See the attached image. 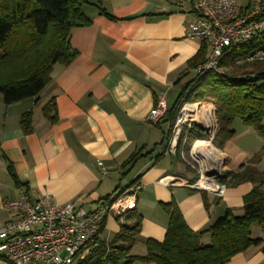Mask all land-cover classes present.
I'll return each instance as SVG.
<instances>
[{
    "label": "crops",
    "instance_id": "crops-1",
    "mask_svg": "<svg viewBox=\"0 0 264 264\" xmlns=\"http://www.w3.org/2000/svg\"><path fill=\"white\" fill-rule=\"evenodd\" d=\"M89 1L100 4L114 18L84 5L92 22L72 29L71 45L78 54L68 65H54L52 81L39 97L8 105L0 94V227L9 219L4 202L22 191L33 197L49 194L60 203L80 198L91 208L139 175L142 188L137 207L122 217L107 216L100 233V239L110 243L122 227L132 228L140 221L135 242L119 243L127 255L144 256L148 239H164L170 215L161 203L174 201L195 231L209 228L227 208L242 214L244 196L254 187L251 182L227 184L224 195L218 196L159 180L167 173L189 181L196 177L182 154L154 155L169 124L162 118L154 124L147 117L160 99L171 108L170 96L179 92L177 86L187 83L183 84L187 62L202 45L187 36L188 23L199 14L198 0ZM238 2L247 7L253 0ZM52 98L56 122L42 111ZM29 110L33 111V131L25 133L20 119ZM164 126L167 129L158 143L157 127ZM235 130L218 148L224 157V174L236 171L264 145L253 128ZM141 150L142 156L123 174V163ZM258 167L264 169V157ZM251 235L264 238V228L254 223ZM211 241V235L204 234L202 243ZM262 245L250 246L226 264H264ZM0 264L7 262L0 257ZM130 264L154 263L137 259Z\"/></svg>",
    "mask_w": 264,
    "mask_h": 264
},
{
    "label": "trees",
    "instance_id": "trees-1",
    "mask_svg": "<svg viewBox=\"0 0 264 264\" xmlns=\"http://www.w3.org/2000/svg\"><path fill=\"white\" fill-rule=\"evenodd\" d=\"M261 2L264 6V0ZM86 3L114 18L100 4L89 0H0V94L5 104L38 98L52 81L54 65H68L73 61L78 52L71 45L72 29L92 22L84 11ZM259 19L264 20V9ZM263 44L264 32L252 43L241 45L239 53L235 52L236 48L225 49L224 65H231L241 73L208 71L203 75L196 74L186 83L174 105L162 118L169 124L165 139L184 101L207 98L217 109L219 129L214 138L217 147L222 148L235 135L236 130L231 127L235 118H240L244 126L253 128L264 139V59L235 64L238 57ZM207 51V45L202 44L188 60L184 75L205 61ZM56 110L54 98L42 107L44 116L52 122L58 119ZM32 121V110L21 115L20 124L25 133L33 131ZM202 135L198 127L189 132L186 149ZM163 155L164 150L156 157ZM141 156L142 150L132 154L122 165L125 169L123 174L128 173ZM263 157L264 145L236 171L225 174L227 184H254L244 196L242 214L236 215L232 208H227L209 228L195 231L187 224L174 201L161 203L170 215L167 232L162 241L147 240L146 255H127L128 251L119 245L135 242L141 229L138 221L132 228L122 227L110 243L99 239L93 253L79 264H130L137 259L154 264H226L252 245L263 244L261 248L264 249V238L251 235L254 223L264 228V169L258 167ZM140 178L137 176L131 183L140 182ZM16 181L20 184L17 178ZM206 233L212 238L208 245L202 243Z\"/></svg>",
    "mask_w": 264,
    "mask_h": 264
},
{
    "label": "built area",
    "instance_id": "built-area-1",
    "mask_svg": "<svg viewBox=\"0 0 264 264\" xmlns=\"http://www.w3.org/2000/svg\"><path fill=\"white\" fill-rule=\"evenodd\" d=\"M264 6L261 0L243 7L238 0H198V16L188 23L187 36L207 45L203 63L193 71L203 75L208 71L232 73L231 65H224L225 49H235L259 39L264 32V20H260ZM264 59V44L238 57L235 64ZM207 108L206 115L214 118L213 126H207L198 118L199 111ZM168 110L166 100L160 99L150 111L147 120L157 123ZM198 127L203 135L193 142L189 160L185 156L188 134ZM217 109L212 101H184L171 126L169 136L163 142L165 153L176 154L182 144L184 161L196 172L189 181L175 173H167L159 180L166 185H186L223 196L227 189L225 174L218 161L202 159L194 153L200 139L214 142L217 133ZM103 164L102 161L99 162ZM221 166V167H220ZM141 182L129 183L121 190H114L88 208L77 198L60 203L53 196H31L22 191L18 197L4 202L9 219L0 227V257L7 264H79L86 260L98 246L100 233L107 216L122 217L137 207Z\"/></svg>",
    "mask_w": 264,
    "mask_h": 264
},
{
    "label": "rangeland",
    "instance_id": "rangeland-1",
    "mask_svg": "<svg viewBox=\"0 0 264 264\" xmlns=\"http://www.w3.org/2000/svg\"><path fill=\"white\" fill-rule=\"evenodd\" d=\"M242 51V47L241 46H239V47H236V49H235V52L236 53H239V52H241ZM227 66V65H226ZM230 71L232 72V73H241L240 71L238 72L237 70H235L234 69V67L233 66H231V69H230ZM196 76V73L194 72V71H192V72H190L186 77H185V79H184V81H183V84H184V82L186 83H188L191 79H193L194 77ZM177 88L179 89V92L177 93V94H175V96H173V95H171L170 96V98H171V100H170V102H169V105L170 106H173L174 105V103H175V101H176V99H177V97H178V95H179V93H180V91H181V84L179 85V86H177ZM204 100H208V101H210V99L209 98H207V99H202V101H204ZM216 106V105H215ZM207 109V108H206ZM205 109V110H206ZM204 109H201L200 110V112H199V115L201 114H204V111H205ZM199 119H201V120H204L203 118H200V117H198ZM217 120H218V115H217ZM205 121V120H204ZM241 126H244L243 125V123H242V120L240 119V118H235V120H234V122L232 123V125H231V127H233L234 129H237V130H239L240 129V127ZM158 128V131H159V133L161 134V138L158 140V143L161 141V139H162V136H163V134H164V131L167 129V127L166 126H164L163 128H160V127H157ZM218 129H219V122H218V128H217V131H218ZM155 141H157V140H155ZM214 143V142H213ZM214 145H215V143H214ZM183 145L181 144L180 145V147H179V149H178V152H177V154L178 153H180V154H182V150L184 149L183 147H182ZM192 146H193V144H191L190 145V147H189V149L187 150L186 148L188 147V142H187V144H186V148H185V156H186V158L187 159H189V160H192V158H191V156H190V152H191V148H192ZM216 146V145H215ZM217 147V146H216ZM162 148H163V144H158L157 145V148H156V150H155V154L154 155H156V154H158V153H160L161 152V150H162ZM217 148H219V147H217ZM220 149V148H219ZM184 160V159H183ZM223 165V164H222ZM221 165V166H222ZM220 166V167H221ZM224 166V165H223ZM221 167V169H223L224 167Z\"/></svg>",
    "mask_w": 264,
    "mask_h": 264
},
{
    "label": "bare ground",
    "instance_id": "bare-ground-1",
    "mask_svg": "<svg viewBox=\"0 0 264 264\" xmlns=\"http://www.w3.org/2000/svg\"><path fill=\"white\" fill-rule=\"evenodd\" d=\"M202 109H206V108H202ZM206 111H208V109H206L204 111V114H200L198 117L203 118L204 120H202L207 126H213L214 124V118L209 117L210 115H206ZM200 112V111H199ZM201 120V119H200ZM193 152L200 154L202 159H206V160H211V161H218L219 164L222 165V162L224 160L223 155L220 154V151L218 148L215 147V145L213 144L212 141L210 140H206V139H200L198 140L193 148Z\"/></svg>",
    "mask_w": 264,
    "mask_h": 264
}]
</instances>
